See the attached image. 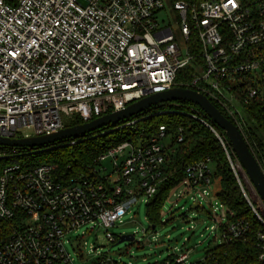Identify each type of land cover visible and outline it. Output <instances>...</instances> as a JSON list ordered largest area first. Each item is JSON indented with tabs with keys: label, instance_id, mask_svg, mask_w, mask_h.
Returning a JSON list of instances; mask_svg holds the SVG:
<instances>
[{
	"label": "built area",
	"instance_id": "2783aa9c",
	"mask_svg": "<svg viewBox=\"0 0 264 264\" xmlns=\"http://www.w3.org/2000/svg\"><path fill=\"white\" fill-rule=\"evenodd\" d=\"M190 64L189 79L178 80ZM173 87L205 94L242 130L239 107L264 101V0H0V137L57 133L74 115L87 122ZM165 112L213 129L206 113L191 105L174 103L159 113ZM139 120L128 119L116 129L137 130ZM217 136L262 223L253 242L264 262L263 208L250 199L240 181V162ZM183 137L179 128L178 142ZM78 139L62 141L73 145ZM171 141L160 125L150 136L140 134L106 149L74 175L38 158L60 141L42 147L0 145V264H77L84 250L90 262L82 264H132L103 251L98 235L109 243L132 235L123 241L146 245L136 239L137 232L117 235L111 228L124 224L126 215L134 219V204L142 201L147 207L156 196L174 152ZM210 164L207 158L187 167L165 198L157 223L146 210L144 232L155 233L149 244L167 245L141 264H201L216 247L248 236L250 223L237 218L215 191ZM210 196L219 198L225 215ZM183 198L194 204L185 207ZM176 222L187 223L180 245L156 231ZM202 244L204 258L191 261Z\"/></svg>",
	"mask_w": 264,
	"mask_h": 264
},
{
	"label": "trees",
	"instance_id": "16d2710c",
	"mask_svg": "<svg viewBox=\"0 0 264 264\" xmlns=\"http://www.w3.org/2000/svg\"><path fill=\"white\" fill-rule=\"evenodd\" d=\"M176 1L178 0H169L170 3ZM184 1L191 2L192 0ZM193 71L194 66L190 64L182 70L177 79L187 80ZM212 102L227 118L237 124L236 120L220 105L213 100ZM174 103L191 105L200 111V113L204 114V111L198 105L191 102H163L129 118L140 119L137 123V130L128 127L116 129L117 126L128 120L126 119L116 124L102 127L84 136L77 137L80 141L76 144L65 145V141H60L55 144L58 147L44 154L48 155L47 159L57 164L60 172L74 175L78 171L83 170L86 163L90 162L106 149L124 140L137 138L140 134L144 137L150 136L159 129L160 125H165L167 127V133L171 135V149L174 152L170 154L166 162L164 181L159 185L156 196L147 205V214L150 220L153 223L158 222L159 210L165 198L170 190L183 180L187 167L200 160L210 158L214 166V175L220 179L222 188L218 192V196L221 202L230 210L234 211L237 218L248 221L250 223V230L244 240L216 247L213 255L207 257L201 264H264V262L259 260L260 250L256 248L253 242L256 232L263 228L262 223L250 207L217 134L223 139L232 159L236 160L237 157L232 151L228 137L208 117L209 124L215 131L187 115L171 112L159 113L160 111L173 108ZM243 108L251 123L249 124L242 120L241 131L264 170V101L254 100L243 105ZM82 123L84 121L78 115H74L65 120L66 127ZM179 128H182L184 135L181 142L177 140ZM44 154L38 155V157ZM244 189L252 202L255 203L248 193V189L246 187Z\"/></svg>",
	"mask_w": 264,
	"mask_h": 264
},
{
	"label": "water",
	"instance_id": "95a60500",
	"mask_svg": "<svg viewBox=\"0 0 264 264\" xmlns=\"http://www.w3.org/2000/svg\"><path fill=\"white\" fill-rule=\"evenodd\" d=\"M172 101H186L198 105L211 119V121L225 132L230 141L233 153L237 157L245 174L255 188L260 200L264 204V170L243 132L234 122L227 118L205 94L190 88L173 87L169 90L152 93L134 101L133 103H130L121 110L106 113L82 124L65 127L57 133L50 135L24 139H9L0 137V145L20 147H42L51 145L58 141L84 136L102 127L129 119L132 116L151 108L152 106ZM132 239V235H125L119 240V242Z\"/></svg>",
	"mask_w": 264,
	"mask_h": 264
},
{
	"label": "rangeland",
	"instance_id": "374dc122",
	"mask_svg": "<svg viewBox=\"0 0 264 264\" xmlns=\"http://www.w3.org/2000/svg\"><path fill=\"white\" fill-rule=\"evenodd\" d=\"M170 19H173L172 15L170 16ZM173 27L175 29V33L177 35V41L179 42L180 46L182 49L185 48V42L182 39V36L180 35L179 30L176 28L175 24H173ZM240 110V117L243 121H245L246 123L248 122L249 124L251 123L249 121V118L246 114V112L244 111L243 107H239ZM44 154V153H43ZM38 158H41L42 160H45L48 158L47 154H44ZM107 164H109L110 167V163L106 162ZM210 168L212 169V180H213V187L215 189V191L218 193L221 190V183H220V179L218 177H216L214 175V166L212 164H210ZM240 181L243 185V187H246V189H248V193L250 194V196L252 197V199L255 201V205L258 206L259 204H261L263 211L262 213L264 214V204L262 203V201L259 198V195L257 194L255 188L253 187L252 183L250 182V180L248 179L247 175L245 174L242 166L240 168ZM176 194V191L173 193ZM208 200L212 203L216 202L218 208L222 209V213L223 215H225V211L223 210V208L221 207V202L219 200L218 197H209ZM180 204H185L184 206L187 207L190 204L193 205V201H190L189 199L186 200V198H183L180 201ZM146 204L142 201L138 202L137 204H134L131 208V214L134 216V219H130L129 215H126L125 218V223L122 225H118V226H113L111 228V231L113 233H116L117 235H120L122 233H129V234H133L135 232V237L136 239H140L143 241V243H145L146 245L143 248H139L138 245L136 243H130L129 241H122V242H116V243H109L108 240L106 238H104V236L102 234L98 235V245L99 246H103L102 250L109 252L115 259L118 260H122L124 262H131L132 264H141L143 263L142 258L144 256H147L149 260H154L155 258H157L158 256L154 253V252H159V250L161 249V251L163 252L165 246L167 245V243L160 247H155L153 244H149L151 239H152V234L155 233H151V232H144V230L146 228H148L149 226V222L146 219ZM212 223V222H211ZM208 223V224H211ZM187 223L184 222H176L175 226H172V224L166 225V226H158V228L156 229L158 236L161 239H166V234H170L174 239H178L177 241L174 242L173 245H180L182 242V239L185 235H188V233L184 230V228L182 229V227H184ZM89 241L93 242L95 241L94 237H90ZM167 241V240H166ZM87 251V250H86ZM84 250V256L83 258H76V263L77 264H82V263H89L90 259L88 257V255H86V252ZM128 251V252H126ZM205 245H199L196 247V249H194V251L190 254V259L191 261H197L199 259L204 258L205 256ZM161 252V253H162ZM165 253H162L161 256H164ZM87 259L89 261H87Z\"/></svg>",
	"mask_w": 264,
	"mask_h": 264
}]
</instances>
